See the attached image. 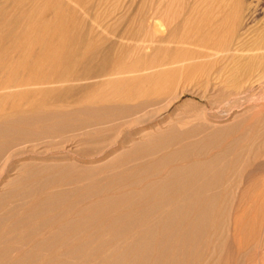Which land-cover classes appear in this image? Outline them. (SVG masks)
Listing matches in <instances>:
<instances>
[{
  "label": "bare ground",
  "instance_id": "6f19581e",
  "mask_svg": "<svg viewBox=\"0 0 264 264\" xmlns=\"http://www.w3.org/2000/svg\"><path fill=\"white\" fill-rule=\"evenodd\" d=\"M60 6L61 5H58V7ZM35 9L36 8L33 10ZM237 9H239V7ZM32 15V13L20 12L13 18L15 21L10 22L13 23V26L16 28L14 29L12 27V30L10 29L11 27L3 29L2 26L8 23L6 24L4 21L5 23L2 25L1 23L3 21H0V26L2 25L1 28L3 29L0 31V107L3 102H7L8 107L13 105L11 108H4V110L0 108V135H8L10 137L12 135L11 133L15 134L7 139V141L0 142V264L179 263L181 260L179 257L181 254L180 250L184 249L182 247H189L190 245L196 246L200 243L202 237L213 227L211 226L213 223L211 224L209 222L213 214L219 211L222 204L220 203L222 202L221 199L225 198V202L229 196H232L234 190L232 191L231 189L230 191L228 189L222 198V183L227 178L225 173L229 168L227 163H222L227 162V158L233 155L237 150L243 149L241 147L243 144L240 145L242 139H237L233 141L232 144H228L209 159L205 158L206 160L202 159L203 161H201V159L200 161H190V164L184 162L186 165L183 163L185 160H180V163H183L184 166L177 165L173 168L171 167L172 169L167 170L169 171L168 173H166L167 171L163 173H166V176L163 178L161 177V179L157 177L158 179L150 180V182L148 181L149 183L146 182V185L141 189H138V187L136 188V186L142 183L141 179L143 178L141 177V172L150 171V167L142 166V171L137 172V165L135 164L134 170H137L136 172L131 170L129 173L127 170V174L123 172V175L120 176H111V174H114V172L117 173L118 170H114L117 168L116 164L120 162L123 163L126 161V158L130 161L129 159L131 157L129 158L128 154L126 156L124 155L127 153V148H140L141 150L144 143L143 141L147 137L151 138L154 136V139H149L150 141L148 142L147 140L148 143L146 142L148 144L147 146L151 145L150 147L153 149L156 145L157 149H160L159 145H161V147H165V145L168 146L170 141L172 143H174V141L179 143L178 141L180 140L184 144V139H190L189 137L193 138V136L195 137L202 134L217 124L222 123L223 125V122H228L231 119L234 120L236 116L234 117L232 112L226 113L225 115L221 112L220 115L214 118L212 116L210 117L207 111H203L200 116L201 118L198 117L202 120L201 122H198L191 130L179 132L177 131V127L174 128L175 126L172 125L174 123L171 121L172 117L167 114L166 117L157 122L141 126L137 133H135V130L134 133L136 134V138L127 139L128 141L121 143L116 139L129 128L137 126L142 117L144 118V116H147L157 108H165L166 106L169 108L172 105L173 99H176V93L178 95L181 93L176 88L177 84L179 85L178 80H180V73L183 74L182 71L184 72L186 69L187 73L190 74L192 71L189 69V73L187 68L197 66L196 61L198 59H200L199 62L202 61L201 57L209 61H217L220 57L222 60L232 61L235 68V76L232 77L234 78L235 92H233L235 96H232V102L229 101L227 104L238 108L245 104L243 101L247 98L246 95H248V92L253 89L255 84L260 83L262 79L259 77L258 73L264 72V37H259L256 43L250 44V41L247 39L241 40L243 34L241 30H235L232 31L228 43L212 44V48L209 44L211 52H207L206 49L204 50L203 56L201 54L198 56L196 53V56L194 53L190 56L191 54H188L191 53V51L187 53L188 51L184 48V52L186 51L187 54L185 55L177 52L178 56L175 55V57L180 58H176L173 62L169 59H166V61L164 60L165 55L167 56L168 53L166 54L163 52L162 47L159 49L165 55H155L163 57V60L161 58L162 61H159L160 58L158 57V61L156 60L158 63H156L155 57L154 59L151 57L152 61L151 59L150 61L152 63L149 61L148 66L139 68L135 64L132 68L127 70L125 66L124 70L122 69V65L120 67V64L116 66V63L119 62L115 59L118 58L114 59L113 56H109L105 59L102 58V61L99 60L100 62L95 64L96 59H99V57L103 55L106 56L102 48L101 52L104 54L99 53V56L97 55L99 51H97V53L94 52L96 49H99V46L96 47L92 53H89V50L88 53L85 52L86 50H82L85 52L82 54H78V47L75 48L77 44L75 46L72 41L74 46L68 45L69 43H67V46L66 43H64L67 41L62 39V35L65 32L64 26L67 22L66 17L64 18L62 15L43 17L39 15L37 18H33ZM236 16L237 24L241 25V13L236 14ZM2 17L3 16H1V18ZM6 18L8 17L6 16ZM52 18H55L56 25H53L54 27H51V25V29L49 24ZM197 20L200 21V19ZM37 23L40 24L36 26ZM172 24L174 25L175 23ZM190 24L193 25L192 22ZM198 24L195 25L194 23V27H199ZM9 26H11V24ZM204 26L207 25L204 24ZM176 27L175 25V28ZM196 29L198 30V28ZM199 29H201V27H199ZM245 32H247L248 35V31ZM193 34L200 35L198 33L195 34V31ZM206 35H202V38L204 36L200 41L202 45L208 40L209 36L207 37ZM63 36V38H65L66 35ZM205 37L207 39H205ZM40 39H42V42L36 44ZM4 41L6 43L8 42V44L5 45ZM187 41H189V39ZM80 43L81 42H79V44ZM83 43L84 42H82V44ZM206 44L207 43H205L204 46ZM81 46V48H83V45ZM198 46L199 45H197V47ZM89 47L88 49L90 50L95 48V46L93 49ZM219 48H221V50ZM159 49L157 50L159 51ZM182 51L180 50V52ZM219 52L222 54L219 55ZM198 53H201V51ZM97 56L99 57L96 58ZM204 58L203 60H205ZM153 60L155 63H153ZM71 62L73 63V67L76 68L75 73H77V75L75 74V77L73 75L74 70L71 69ZM199 62L197 61V63ZM130 64L132 65V63ZM68 68L73 71V74L71 73L72 76L70 77H65V71ZM192 73H195L194 70ZM190 76H192V74H190ZM145 86L148 88L144 91L145 88L143 87ZM48 99H54L56 103L59 101L62 103L67 102L68 104H66L68 106L65 103V106L64 104L62 106H57L53 105V103L47 107V109H42L45 100ZM136 100L139 101V103ZM26 101L32 102L28 105ZM48 102L49 101H47V103ZM115 102L117 103L115 104ZM130 102L134 104H129ZM190 102L188 103L190 104ZM75 103L81 104L82 106L79 105V107L77 104L78 107L69 110ZM257 106L259 107V104ZM180 107L184 108V103L183 105L177 106L175 109L178 110ZM16 115L17 117H14ZM72 116H78V118L75 117L77 118L76 123L69 126L70 123L66 124L68 120L65 119H70ZM85 117L93 120V122L90 121L92 125L88 120L87 122H89V125L87 126L88 123L85 122ZM159 117L156 118L158 119ZM55 119L58 120L54 122L56 125L50 124V122ZM40 121L46 123V125H43L44 127H42L41 131L35 132L30 131L31 129L25 130V123L28 122L29 124L30 122H35L37 124ZM8 122L11 124L16 123L17 126L18 124L19 126L23 124L24 127L21 126L22 128L20 129L22 130H16L17 128L19 129V127L16 129L10 127L12 125H9ZM84 123H87L86 126ZM258 123H262V125L259 132L255 133L258 140V144L254 147L256 152L253 147V149H251L256 153L257 157L261 156L262 153L260 152L262 149L264 150V118H258ZM254 124L255 122H253V125ZM29 125H31V128L34 126V124L33 126L32 124ZM29 125H26V127L30 128ZM90 125L92 128H88ZM171 125L173 126L172 128ZM39 126H41V124ZM236 127L240 126H233V129ZM254 131L256 130L254 129ZM158 134L161 135L157 137ZM93 136L95 138H93ZM169 136H171V138H169ZM210 136L220 140V138L224 136V131L215 130L211 132ZM54 137L58 138L59 142L56 141L57 143H52L53 148L47 150L48 152L55 151L53 155H50L52 157L45 156V158L41 155H32V157L22 156L18 159V156H16V158L14 157L16 154L13 153V150L15 147H18L16 145L14 146V144H16L17 141L29 140V138H33L35 141L42 139L51 140ZM64 139L67 140L63 141ZM111 139L114 140L112 141ZM202 139V142H185L186 145L181 144L182 148H179L180 150L177 149L176 152L171 151L169 152L171 155L167 153L166 156H163H169L167 158H173L174 160H172L175 162L177 161L175 159L176 157L180 159V155L185 156L192 150L198 147L201 148L200 145L203 143ZM106 143L109 145L108 149L106 148V151H104V149V152L102 151L103 153L101 152L102 154H100L99 157L79 158L75 155L76 151L82 146L99 147L104 146ZM165 148L162 149L166 151ZM130 149L128 150L130 151ZM172 152L174 153L172 154ZM37 153V155L41 154L39 152ZM152 155H154V153ZM151 157L153 158V156ZM168 160L169 162L171 161L167 159V162L162 163V160H159L156 164L159 162H161V164L169 163ZM256 160L257 159H255V161ZM49 161H51V163ZM40 162L46 164L42 166L43 163H41L42 167H38L37 165L40 164ZM47 162L49 163L47 164ZM128 163L125 162L121 164V168H125ZM117 169L120 170V168ZM113 170L114 172H111L110 175L109 172H107V174L111 176V185L102 189H97L95 193L99 199L95 203L88 204L84 207L79 208V206L76 205L84 202V197H81L77 203L67 205L68 200L76 195L75 190L52 192L49 187L48 191L43 188L49 184H55L56 177L53 174L57 172L63 174L71 171V174H73L76 171H81L79 177L75 175V179L73 178L72 181L69 179L71 183H76L79 181L80 177L85 178L87 175L89 178H95L99 172V174H101L102 172ZM121 171L123 170L121 169ZM25 173L28 174L26 175ZM43 173L44 175L47 174L46 177H36ZM83 173H86V175H83ZM135 173H139L140 175L138 174L139 176H137ZM143 173L145 174V172ZM64 175L59 176V179L62 177L61 181L67 180L68 175ZM135 175L139 178L135 177ZM23 176L24 178L32 177L31 180L29 178V181L26 180V182H21L24 178L22 180L20 179L21 181L19 183V177L21 178ZM147 179L150 178L148 177ZM17 181L18 183L16 184ZM70 181L69 184H71ZM115 181L121 184L113 188L112 185L116 186V184H112ZM128 181L131 183L125 184ZM131 185L135 186V188H131L132 190L127 189ZM116 191L119 192L117 193ZM114 192L116 193L114 194ZM102 193L107 194L103 197ZM43 194H45L44 197L38 198V196ZM14 197H18L17 202L15 200L13 201ZM29 203L31 204L29 205ZM218 205H220V207H218ZM221 209H223V207ZM226 211V208L222 210L224 214H226ZM223 217L221 216V218ZM222 223L224 224L223 221ZM210 233L208 232V235Z\"/></svg>",
  "mask_w": 264,
  "mask_h": 264
},
{
  "label": "rangeland",
  "instance_id": "374dc122",
  "mask_svg": "<svg viewBox=\"0 0 264 264\" xmlns=\"http://www.w3.org/2000/svg\"><path fill=\"white\" fill-rule=\"evenodd\" d=\"M237 2H238V4H237ZM237 2H236V0H30V1L29 0H20V1L19 0H0V8L3 6L2 7L3 9L2 8L0 9V19H1L0 21L1 22L3 21L1 23L2 25L5 22H6V24L8 23L7 25L4 24L5 26L1 25L3 29H5V28L7 29L8 27L9 28L11 27L10 29L12 30L13 28L14 29H16V28H15V26H13V23H10V22L15 21L13 18H15L20 12L32 13L33 18L34 17L37 18V16H39V15L43 16V17L53 16V15H55V16L62 15L64 18L65 17L67 18L66 25L64 26L66 29L64 28L65 32L63 33V35H66L67 37L65 36V38H63L64 36L62 35V39L64 41L65 40L67 41V42H64V43H66V45H67V43H69L68 45H70V46L72 45V47H73L74 45L76 46V44H77V46L75 48L78 47L77 48L78 54H82L85 52L88 53L89 51H90L89 53H92V51H94L96 49V47L99 46L98 47L99 49H96L94 52L97 53V51H99L97 53V55L100 56V54L103 53L101 51L104 49L103 51H105L106 56L105 55H103L104 57L102 55H101L102 57L97 56L96 58L99 57V59H96L95 64L99 63L100 61H102L103 59H105L109 56H113L114 59L118 58V59H115L119 62V63H116V66H118L120 64L119 67L122 65V67H123L122 69L125 70V68H126V70H127V69L132 68L135 64L139 68H143L145 66H148L150 59L152 61V58L154 59V57H155V62H156V60L158 61L159 58H160L159 61L161 60V58L163 60L164 58L160 57V56L165 55L163 52H165L166 54L168 53L167 56L165 55L164 60L166 61V59H169L172 62L175 61L176 58H180V57H175V55L178 56L177 52L186 55L187 53H189L191 51V53L188 54V55L191 54L190 56H192V53H194V55L196 53V55L198 54V56L200 54L203 56L204 50L207 49V52L208 51L211 52L210 49L212 48V46H211L212 44L216 45V44L228 43L230 41V36L232 34V31H235V30H241V33H243L241 36V40L247 39L248 41H250L249 42L250 44L256 43V41L259 39V37H264V0H237ZM43 3H46V4H43ZM58 5H61V6L58 7ZM36 6H38V7H36ZM39 7L40 8L43 7V8H41L42 10ZM236 7L237 8L239 7V9H237ZM34 8H36L37 10L36 9L33 10ZM66 10L67 11L69 10V11L67 12ZM6 11H8V12H6ZM41 12H42V14H41ZM43 12H44V14H43ZM8 13H9V15H8ZM238 13L239 14L241 13V15H242L241 25H238L236 22V17H237L236 14H238ZM34 15H36V16H34ZM172 15H173V17H172ZM1 16H3L2 17L3 19L1 18ZM6 16L8 18H6ZM192 16L194 17V19ZM191 17L193 20L191 19ZM195 18H196V20H195ZM204 18H205V21H204ZM197 19H200V21ZM140 21H141V23H140ZM193 21H194L195 25H197L200 22L198 24V26L201 27V29H199V27H197V26L194 27ZM197 21H199V22H197ZM191 22L193 25L190 24ZM203 22L207 26H204ZM9 23L11 24V26H9L10 25ZM172 23H175V24L173 25ZM39 24L40 23H37L36 26H38ZM53 25H56L55 18H52L51 23L49 24V27L50 26L54 27ZM175 25L177 26L176 28H175ZM219 25L220 26L222 25V26L220 27ZM1 26H0V28H1ZM2 28L0 29V31L3 30ZM152 28H154V29H152ZM196 28H198V30ZM194 31H195V34L198 33L200 35H194L193 34ZM245 31H248V35H247V32H245ZM66 33H68V34H66ZM205 33L206 34L208 33V34L206 35ZM211 34H213V35H211ZM202 35H206L207 37L209 36L208 40H206V42H205V43H207L205 46H204L205 43L202 45L201 44L202 42H200L204 38V36L202 38ZM82 38H83V41H82ZM188 39H189V41H187ZM205 39H207V38L205 37ZM40 40L38 41L39 43L36 42V44H40V42H42V39H40ZM71 41L74 43V45ZM79 42H81L80 44L83 45V48H81L82 46L79 44ZM82 42H84V43L82 44ZM6 44H8V42L7 43L5 42V45ZM90 44H91V46H90ZM209 44H210L211 48L209 47ZM2 45H4V44H2ZM163 45H165V46H163ZM197 45H199V46L197 47ZM89 46L92 47L91 49H93L94 46H95V48L93 50H90V49H88ZM162 47H163V52L160 51V49H159ZM101 48H102V50H101ZM184 48L186 51H188L187 53H186V51L184 52ZM157 49H159L160 52ZM166 49H168V50H166ZM219 49L221 50V48H219ZM82 50L83 51L86 50V51L83 52ZM180 50L181 51L183 50V51L180 52ZM197 50H198V52L201 51V53H198ZM111 51H112V54H111ZM109 54H111V55H109ZM156 54H158L160 56H158V55L155 56ZM221 54L222 53L219 52V55H221ZM179 56H180V54H179ZM172 57H174V58H172ZM203 58L204 57H201L202 61H200V62H199L200 59L197 60L200 64L197 63V61H196L197 66H193L192 68L191 67L187 68L188 72H189V69L192 72L194 70L195 73L189 72L190 74H192V76H190V74L187 73L186 69L184 70V72L182 71L183 74L180 73L179 79L181 81L178 80L179 85L177 84L178 87L176 86V88L181 93H179L177 91L180 95H178L176 93V96H177V97L175 96L176 101L173 99L174 103L172 102V105L170 106L171 108L170 107L167 108V106L165 108L160 107L161 109L157 108L155 111L149 113L147 116H144V118L142 117L140 119L141 125L139 123L137 126L129 128L127 130L128 132L126 131L118 139H116L117 141H119L121 143L124 141H128L129 139L136 138L135 133H137L140 130L141 126H146L150 123L157 122L158 120H161L162 118L166 117L167 114L173 118V120L171 118V121L174 122L172 124L173 126H175L174 128L177 127V131H179V132H183V131L185 132L187 130H191L192 128H194L198 124V122L202 121L200 119L201 118L200 116H201L203 111H207L209 116L210 117L212 116L214 118L216 116L220 115L221 112L223 115H225L226 113L232 112L234 114V117L236 116L234 118V120L231 119L228 122L227 121L223 122V125H222V123L217 124L213 128L208 129L207 130L208 132L206 131V132L199 134L195 137L193 136V138L189 137L190 139H188V138L184 139L186 143H190L191 141L199 142L203 138L202 139L203 143H201L202 146L200 145L201 148L198 147L197 149L192 150L191 152L187 153L188 155L187 154L185 156L180 155L179 157H181V158L178 159L176 157L175 159L177 161L173 162L174 159L172 158L173 159L172 160L171 158H167L169 156L165 157L166 154L171 152V151L176 152L177 149L182 148V145H186L185 142L183 144V142L179 140L178 141L180 143L179 144V143H177V141H174V143H172L171 141L169 142V140H168V142L170 144L168 143L169 144L168 146L165 145L166 148L161 147V145H159L160 147L159 146L158 147L160 149H157L156 148L157 145H156L153 149L152 147H150L151 145L147 146L148 145L147 143L152 138L154 139V136H152L151 138L147 137L143 141L144 143L142 145L143 147L141 148V150H140V148L139 149L127 148V150L130 149V151L126 150L127 153L124 155L126 156L128 154L129 158L131 157L129 159L130 161H128V159L126 158V161H124L123 163L120 162V163L116 164V167L120 168V170L117 168L114 169L115 171L118 170L117 173L114 172V170L102 172L101 174H99L100 173L99 172L95 178H89V176H87L86 173H83V175H86L85 178L80 177L79 181H77L76 183H73V182L71 183L73 178L75 179V177H74L75 175L76 176L78 175V177H79L81 171L80 172L76 171L75 173H77V174L73 173L74 175L71 174L72 173L71 171L63 173V174H60L59 172H57V173L53 174L56 177L55 184L52 183L54 185L49 184L47 186H44L43 188L45 190L47 189L46 191H48L50 188L51 189L50 191H52V192L53 191H60V190L61 191L62 190H75L76 195H74L70 200H68L67 205L77 203V201L81 197H84L85 198V201L83 200L84 202H81L80 204H76L80 208V207H84L88 204L95 203L99 199V198H97V195L95 193L96 190L102 189V188L107 187L108 185H111L110 184V177L112 175H115V176L119 175L120 176V175H123V172H124V174L125 173L127 174L128 173V172H126L127 170L130 173L131 170L135 169L136 165H137L136 168L138 170V171L136 170L137 172L142 171L143 167L148 166L151 168L150 171H148V172L142 171L141 172V175H142L141 177L143 179H141V177H140V179L142 180V183H144V184L140 183L139 186H136V188L138 187V189L139 188L141 189L146 185L145 184L146 182L149 183L150 180H154V179H158V178L161 179V177L163 178L164 176H166L167 175L166 173L169 172L167 170L172 169L174 166H177V165L178 166H181V165L184 166L185 163L190 164L191 162H194L196 160L200 161V159H201V161H203L202 159H204V160H206L205 158L209 159L212 157V155L219 152L222 148L226 147L228 144H232L233 141H235L237 139H242V142L240 145H242V144L244 145V146L243 145L241 146L243 149L237 150L233 155H231L227 158V162L222 163V164L227 163V165H229V168L227 169V171L225 173L228 179L226 178V180L222 183V185H223V189H222L223 196H222V198L224 197V194L226 191H228V189L230 191H231V189H232V191L233 190L234 191H233L232 196H229V198L226 199L227 201L224 202L225 198L221 199V201H222V202H220V203H222L221 207H220V205H218V207H220L219 211H216L213 214V216L211 217V220L209 223H211V224L213 223L211 225L213 227H211V230H208V232L209 233L213 232V233H210L208 235V232H207L205 235L208 237H206L204 235L205 237L203 236L202 239L200 238L201 239L200 243L196 246L190 245L189 247H182L184 249L180 250L181 254L179 256L181 260L177 264H194V263L195 264H264V150L262 149L260 152V153H262L261 156L257 157L256 153H255L256 149L254 148L258 144V140L256 138L255 133L259 132L260 127L262 125V123H258V118H260V119H262V117L264 118V113H262V112H264V96H263L264 95V72L258 73L259 77L262 79H261L260 83L255 84L253 89L248 92V95H246L247 98L243 101L245 104H243L239 108L238 107H232V105L229 106L227 104V103H229V101L232 102V100H233L232 96H235L234 78H232L235 76V73H234L235 68H234L232 61L231 60H222L221 57L218 58L217 61L216 60L209 61V60H206L205 58H204L205 60H203ZM169 60H167V61H169ZM143 61H147V62H143ZM223 61H224V63H223ZM155 62L153 60V63H155ZM130 63H132V65ZM156 63H158V62H156ZM72 64L73 63L71 62L70 65H71V69L74 70V74L72 73L73 71L70 68H68L65 71V75H66L65 77H70V76H72V74L74 75V77H75V74L77 75V73H75L76 68L73 67ZM113 67H114V65H113ZM195 68H196V70H195ZM69 69L71 70V72ZM67 74H68V76H67ZM185 77H187V78H185ZM217 77L219 80L217 79ZM182 87H184V88H182ZM143 88H145L144 89V91H145L148 87L146 88V86H145ZM205 94H206V96H205ZM259 96H261V97H259ZM229 99H231V100H229ZM250 100H252V101H250ZM47 101H49V102L47 103ZM54 101H56V100H54V99L45 100V103L43 104L44 106H42V109H47V107H49L53 103H54L53 105H57V106H62L64 103L65 104L67 103V102L62 103L61 101L56 103ZM70 101H72V100H70ZM73 101H74V99H73ZM29 102H27L28 105L31 104L32 101L30 103ZM137 102L139 103V101H137ZM137 102H136V104H137ZM188 102H190V104ZM116 103L117 102H115V104ZM183 103L185 106L184 108L182 107L183 109L181 107L178 110L175 109L177 106L183 105ZM65 104H64V106H65ZM77 104L78 103L73 104L72 107H70V105H69V107H70L69 110L74 109L75 107H78L79 105L82 106L81 104H78V106H77ZM129 104H134V103L130 102ZM258 104H259V107L257 106ZM7 107H8V103L3 102L2 106L0 108L4 110V108H7ZM255 107H257V108H255ZM3 110H1V111H3ZM258 116H260V117H258ZM14 117H17V115ZM75 117L78 118V116H75ZM75 117H73V116L71 118L69 117L70 119L66 118L65 120H68V121H66V124L72 123L71 125L69 124V126H72L73 123H76L77 118H75ZM156 117H159V118L157 119ZM198 117H200V118H198ZM214 118H212V119H214ZM254 119L255 120L257 119L256 120L257 123ZM84 120H85V122H87L88 120H89V122L90 121L93 122V120H91L87 117H85ZM55 121L57 122L58 120L55 119V120L51 121L50 124L52 123V125H56V123L54 124ZM89 122H87L88 124L86 123L87 126L89 125ZM91 122H90V124L92 125ZM253 122H255V124H254L255 126L253 125ZM8 123H9V125H12L10 127H13L15 129L17 127H19V129L17 128L16 130H22L20 128L24 127L23 124L21 125L22 126L21 127V126H19V124L17 126L16 123H15L16 125L14 123L13 124H11L10 122H8ZM29 124H32V126L34 124L33 128H31V125H29ZM29 124H28V122L24 124L25 130L31 129L30 131H35V132L41 131L42 127H44L43 125H46V123L44 121L38 122L37 123L38 125L35 122L34 123L30 122ZM40 124H41V126H39ZM86 124H85V126H86ZM26 125L27 126L29 125L30 128L26 127ZM91 125L88 128H90V127L92 128ZM172 125H171V128L173 127ZM237 125H239L240 127H236L235 129H233V126L235 127ZM36 126H38V127H36ZM247 126H248V128H247ZM252 127L256 131H254V129ZM24 128H23V130H24ZM215 130H223L224 131V136L222 138H220V140L216 139V138L214 139L213 137L210 136L211 132H214ZM134 131H135V133H134ZM11 134L12 135L10 137L15 135L13 133H11ZM131 135H133V136H131ZM160 135L161 134H158L157 137ZM252 135H254V136H252ZM10 137L8 135L7 136L0 135V142L7 141V139H9ZM205 137H207V138H205ZM93 138H95V137L93 136ZM169 138H171V136H169ZM67 139H64L63 141H65ZM27 140L28 139L17 141L18 145H17V142H16V144H14V146L15 145L18 146V147H15L13 150V153L16 154V155H14L15 158H16V156H18L17 159L21 158L22 156L23 157L24 156L25 157H32V155L33 156L34 155H36V156L41 155L42 157H45V156L52 157L50 155H53L55 153V151L48 152L47 150H50L51 148H53V146H52L53 144L59 142L58 138H56V137L51 139L53 142L49 139H45V140L42 139L39 141H35L33 138H29V140L28 141ZM54 140H55V142H54ZM111 140L113 141L114 139H111ZM147 140H148V142H147ZM119 142H118V144H119ZM244 142H245V144H244ZM176 143H177V145H176ZM171 144H172V146H171ZM35 145H36V147H35ZM108 146H109L108 143L104 144V146H99V147L98 146L97 147H94V146H91V147L84 146L83 147L82 146L81 148H79L76 151L75 155H77V157H79V158H85V157L90 158L92 156L99 157L100 154H102L104 151H106L108 149ZM175 146L176 147L178 146V147L176 148ZM147 147H149L150 149ZM252 147L254 148L255 152L253 150H251V149H253ZM162 148H165L166 151H164V149H162ZM155 150H157V151H155ZM36 151L41 153V154L37 155L38 153ZM145 151H146V153H145ZM250 151L254 152L255 154L250 152ZM153 153H154V155H152ZM173 153L174 152H172V154ZM163 155H165V156H163ZM168 155H171V154L169 153ZM151 156H153V158ZM201 156H203V157H201ZM122 157H123V155H122ZM164 157H165V159H164ZM166 158L170 159L172 161V163H171V161L169 162V160H168L169 163L161 164V162H159L158 164H156L159 160H162V163L167 162ZM157 159H159V160H157ZM255 159H257V160L255 161ZM180 160H185V161H183V163L184 162L185 163L184 164L180 163L181 162ZM49 162L51 163V161H49ZM49 162H47V164ZM125 162L126 163L129 162V163L127 165L125 164L126 165L125 168L124 167L121 168V166H122L121 164H124ZM41 163H43V162H40V164H38L37 166L40 167L42 165ZM130 163H131V165H130ZM44 164H46V163H43L42 166H44ZM127 166L129 169L127 168ZM164 166H165V168H164ZM77 167H80V166H77ZM121 169L123 171H121ZM136 171L134 170V172H136ZM107 172H109V175L111 172H114V174L112 173L111 176H109L107 174ZM143 172H145V174ZM161 172H162V174H161ZM164 172H166V173L163 174ZM138 174H136V175L139 176L140 174L139 175ZM30 175H31V173H30ZM46 175L47 174L44 175V173H43L42 175H39L36 177L44 178L43 176L46 177ZM60 175H62V176L68 175L69 177L67 176V180L65 179V181L64 180L61 181L62 177L59 179ZM136 175H135V177H137ZM157 175H160V176H157ZM31 177H29L30 180H31ZM148 177L150 179H147ZM23 178H24V176L21 178L19 177V180H18L19 183ZM29 178L25 177L24 180H22L21 182H26V180L29 181ZM137 178H139V177H137ZM140 179H138V180H140ZM18 181L16 182V184L18 183ZM69 181L71 184H69ZM143 181H145V182H143ZM62 183H63V185L64 184L65 185L63 186ZM130 183L131 182L128 181L125 184H130ZM112 184H116V186L112 185V187L115 188V187H118L119 186L118 184H121V183L115 181ZM131 188L134 189L135 186L131 185L127 189L132 190ZM116 192H114V194ZM235 193H237V194H235ZM106 194L107 193H102V196L105 197ZM44 196H45V194L38 196V198L44 197ZM14 200L17 202L18 197H14L13 201ZM226 202H227V204H226ZM223 203L225 206L223 205ZM30 204L31 203H29V205ZM222 207H223V209H221ZM225 208L227 210L226 214H224L222 212V210H224ZM214 215H216V216H214ZM221 216L222 217L224 216V217L221 218ZM215 217H216V219H215ZM222 221L224 222V224L222 223ZM213 229H214V231H213ZM252 241H254V242H252ZM169 264H172V263H169Z\"/></svg>",
  "mask_w": 264,
  "mask_h": 264
}]
</instances>
